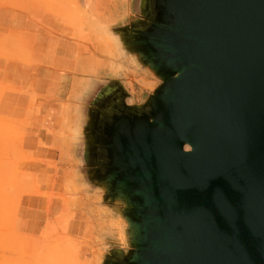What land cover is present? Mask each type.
I'll use <instances>...</instances> for the list:
<instances>
[{
  "label": "water",
  "instance_id": "1",
  "mask_svg": "<svg viewBox=\"0 0 264 264\" xmlns=\"http://www.w3.org/2000/svg\"><path fill=\"white\" fill-rule=\"evenodd\" d=\"M129 1L117 63L159 84L82 76L69 139L76 199L123 226L99 264H264V0Z\"/></svg>",
  "mask_w": 264,
  "mask_h": 264
},
{
  "label": "crops",
  "instance_id": "2",
  "mask_svg": "<svg viewBox=\"0 0 264 264\" xmlns=\"http://www.w3.org/2000/svg\"><path fill=\"white\" fill-rule=\"evenodd\" d=\"M2 14L3 29L36 34L34 52L27 61L0 57V81L31 88L36 103L31 106V93H6L0 113L28 121L22 128L19 170L31 179V185L19 201L14 227L23 235L39 237L49 222L65 214L64 196L75 169L62 115L68 109L69 114L79 116L77 99L90 85L82 76L100 72L110 75L111 66L108 60L87 53L83 46L78 48L68 29L45 32L32 26L24 14ZM81 200L76 199L77 204L71 208L74 218L69 221L66 234L99 241L108 234L104 225L107 221L99 216L92 201L83 200L87 203L80 205Z\"/></svg>",
  "mask_w": 264,
  "mask_h": 264
},
{
  "label": "rangeland",
  "instance_id": "3",
  "mask_svg": "<svg viewBox=\"0 0 264 264\" xmlns=\"http://www.w3.org/2000/svg\"><path fill=\"white\" fill-rule=\"evenodd\" d=\"M115 3L119 8H125V10L128 11L127 0H108L106 4V10L111 9ZM16 15L21 16L23 13H17ZM25 16L27 19H29L28 15ZM29 21L32 26L46 32V29L41 27L39 23L30 19ZM73 33L74 32L70 33V38L71 36L73 38ZM69 37L66 39H69ZM71 41H73L78 46V48L80 47L79 43L75 42L73 39ZM19 49H23L21 56L24 60H27L34 52L33 41L30 40L29 43L25 44L23 48L19 47ZM102 59L108 60V62H110V76H112L111 74L113 71L120 72V75L123 73L121 75V79L124 82L126 88L129 90L130 94L133 96L131 105L140 103L142 95L145 93H150L159 84L157 80L148 75L137 72L133 69L125 70V67L122 64L117 63V61L104 57H102ZM4 84L5 83L0 81V88L2 85L3 89L7 88L6 91H8L11 87L17 90V92L6 93L26 94L29 93V89H31L17 87L13 84H5L4 88ZM5 94L2 93L3 96ZM3 96H1L2 98L0 100V104L3 100ZM36 100V96L32 95L31 106L35 105ZM0 116V127L2 129H0V246L2 248L1 252L4 254V258L19 256L31 257L34 246L39 248L41 245H43V243H50L49 247H47V251L50 252L49 264H96L102 256L100 242H93L89 239H76L66 234L68 223L74 218V213L71 211V208H73V206H75L77 204L76 202L78 201H76L77 191H75V179L73 176L69 181L67 193L64 196L66 203V212L64 215L55 221L49 222L39 237L23 235L15 230L14 216L19 201L23 195L29 192L28 187L31 185V179L19 170V163L22 161L19 149L23 135L22 128L27 125L28 121H20L12 117V115H5L3 113H0ZM66 117L67 113H64L62 115V123L69 132L70 139L71 136L75 137L77 129L75 128L74 123L67 125ZM59 124H61L60 121ZM82 201L83 200H81V202ZM83 203L87 202H82L80 205H83ZM104 225L107 233L109 234H112L114 231L119 233L123 229L122 224L116 220H108ZM10 235L14 236L15 238L14 244L12 246L5 244V241L10 238ZM59 244L60 246L57 248V245ZM61 257H63L65 260L64 263H60L59 260Z\"/></svg>",
  "mask_w": 264,
  "mask_h": 264
},
{
  "label": "bare ground",
  "instance_id": "4",
  "mask_svg": "<svg viewBox=\"0 0 264 264\" xmlns=\"http://www.w3.org/2000/svg\"><path fill=\"white\" fill-rule=\"evenodd\" d=\"M107 1L108 0H0V57L23 60L21 56L23 49L20 50L19 47L23 48L30 40L33 41V44L36 42V35L34 33L25 32L23 30V32H21L20 30L13 31L3 29L1 27L3 24L1 16H3L2 12H5V14L23 13L28 15L29 19L31 18V20L39 23L41 27L51 33L53 30L55 32L60 30L62 27L68 29V31L74 32L72 34L73 40L79 43L80 46H83L87 53L118 61L117 58L120 55L118 45L106 28L109 23H113L116 20H123L127 17L129 14L130 1L127 0L128 11L125 10V8H119L116 3L111 9L106 10ZM49 27H51L52 30H47ZM62 37L65 36L62 35ZM111 75L119 76L120 72L113 71ZM2 85L0 88V100L2 98L1 96H3L2 93L17 92V90L12 87V89L10 88L6 91L7 88L3 89ZM29 93L32 95L35 94L32 89H29ZM128 104H132L131 99L128 100ZM66 118L67 125L74 123L77 119L73 113H68V109ZM120 239L122 240L121 235ZM14 240V236L10 235V238L5 241V244L12 246ZM49 245L50 243H43L39 248L34 246L31 257L19 256L7 258H4L0 246V254H2L0 255V264H49L50 252L47 251ZM59 246L60 244L57 245V248H59ZM59 261L60 263H64L65 260L61 257ZM99 262L100 260L97 261L96 264H99Z\"/></svg>",
  "mask_w": 264,
  "mask_h": 264
}]
</instances>
